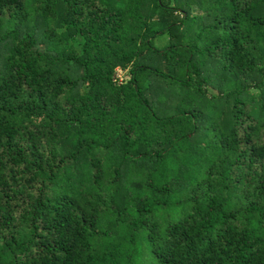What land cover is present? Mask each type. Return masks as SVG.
I'll use <instances>...</instances> for the list:
<instances>
[{
  "label": "trees",
  "instance_id": "1",
  "mask_svg": "<svg viewBox=\"0 0 264 264\" xmlns=\"http://www.w3.org/2000/svg\"><path fill=\"white\" fill-rule=\"evenodd\" d=\"M0 264H264V0H0Z\"/></svg>",
  "mask_w": 264,
  "mask_h": 264
},
{
  "label": "rangeland",
  "instance_id": "2",
  "mask_svg": "<svg viewBox=\"0 0 264 264\" xmlns=\"http://www.w3.org/2000/svg\"><path fill=\"white\" fill-rule=\"evenodd\" d=\"M166 36H162V37H158V36H156L155 38H154V43H155V45L156 46H158V47H160L163 43H164V41H166L165 38ZM116 74H119V77L121 78L123 75H124V71L123 70H121V69H119V70H117V72H116ZM118 76V75H117ZM205 98H210L209 96H208V94H206L205 95Z\"/></svg>",
  "mask_w": 264,
  "mask_h": 264
},
{
  "label": "built area",
  "instance_id": "3",
  "mask_svg": "<svg viewBox=\"0 0 264 264\" xmlns=\"http://www.w3.org/2000/svg\"><path fill=\"white\" fill-rule=\"evenodd\" d=\"M119 70V69H118ZM119 76V74H117Z\"/></svg>",
  "mask_w": 264,
  "mask_h": 264
}]
</instances>
